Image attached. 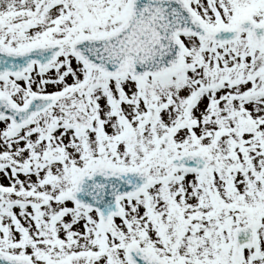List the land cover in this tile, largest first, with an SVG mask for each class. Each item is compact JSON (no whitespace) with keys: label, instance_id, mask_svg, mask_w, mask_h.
<instances>
[{"label":"snow or ice","instance_id":"1","mask_svg":"<svg viewBox=\"0 0 264 264\" xmlns=\"http://www.w3.org/2000/svg\"><path fill=\"white\" fill-rule=\"evenodd\" d=\"M0 264H264V0H0Z\"/></svg>","mask_w":264,"mask_h":264}]
</instances>
